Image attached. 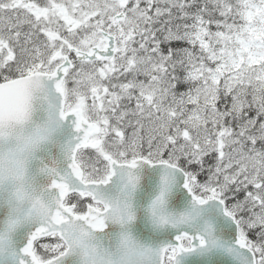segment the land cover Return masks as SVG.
<instances>
[{
  "label": "snow or ice",
  "instance_id": "6c2138e0",
  "mask_svg": "<svg viewBox=\"0 0 264 264\" xmlns=\"http://www.w3.org/2000/svg\"><path fill=\"white\" fill-rule=\"evenodd\" d=\"M0 264H264V0H0Z\"/></svg>",
  "mask_w": 264,
  "mask_h": 264
}]
</instances>
